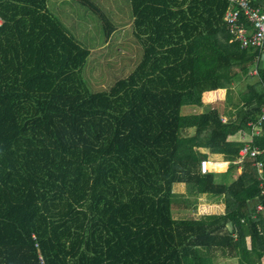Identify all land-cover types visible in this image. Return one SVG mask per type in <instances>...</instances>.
<instances>
[{
    "label": "trees",
    "instance_id": "obj_1",
    "mask_svg": "<svg viewBox=\"0 0 264 264\" xmlns=\"http://www.w3.org/2000/svg\"><path fill=\"white\" fill-rule=\"evenodd\" d=\"M129 2L142 59L90 92L81 71L91 52L46 0H0V264H39V253L44 264H264V220L253 217L264 204L254 166L264 178V153L236 164L243 144L228 141L264 105L261 55L232 42L228 0ZM218 90L238 121L222 122L219 108L182 114ZM253 146L263 152L264 136ZM202 149L222 156L227 172L202 175ZM202 196L223 213L172 216ZM143 225L157 240L128 239Z\"/></svg>",
    "mask_w": 264,
    "mask_h": 264
},
{
    "label": "rangeland",
    "instance_id": "obj_2",
    "mask_svg": "<svg viewBox=\"0 0 264 264\" xmlns=\"http://www.w3.org/2000/svg\"><path fill=\"white\" fill-rule=\"evenodd\" d=\"M104 14V18L108 22L105 26L104 21L97 11L83 4L82 0H50L49 11L61 22L65 29L82 47L92 51L88 57L84 68L81 71V77L86 83L90 92H103L110 89L118 80L126 78L143 56V49L138 44L136 37L133 35L132 14L129 0H89ZM110 27H113L112 35L107 40V32ZM107 40V41H106ZM235 93V92H234ZM234 100L236 95L232 94ZM220 95L218 92L205 93L203 96L205 106L201 109L196 107L183 108L182 114H200L205 110V107L215 106ZM188 134H194L191 130ZM202 153L209 156L214 163H220L219 158L213 157L207 149H202ZM219 169L225 170L226 166L222 165ZM216 172V171H215ZM220 173V170H218ZM173 193L187 194L186 187L177 185L173 187ZM209 201L205 198H200L196 210L172 209V216L177 217H194L199 218L204 214L223 213V209L218 207H210ZM112 207L111 217H117L119 207ZM108 213V211H107ZM156 221V220H155ZM110 220L106 218V225ZM120 222L112 220L113 228L115 229L116 246L123 245L120 233ZM153 224V223H152ZM154 227L151 225H143L139 228V232L134 235H129L128 239L146 241L147 239L155 241L153 232H149ZM121 234V233H120ZM136 237V238H134ZM106 242V240H105ZM140 243V242H139ZM106 244V243H105ZM157 245L154 244V249L159 251ZM106 254L109 252L107 245ZM118 251L121 248H117ZM109 255V254H108ZM107 255V257H108ZM141 257L140 253L134 256L135 259ZM166 259L161 258L160 261H153L155 264H166ZM221 264H235V259H218ZM168 264V262H167Z\"/></svg>",
    "mask_w": 264,
    "mask_h": 264
},
{
    "label": "built area",
    "instance_id": "obj_3",
    "mask_svg": "<svg viewBox=\"0 0 264 264\" xmlns=\"http://www.w3.org/2000/svg\"><path fill=\"white\" fill-rule=\"evenodd\" d=\"M229 8L224 16V22L232 36V42L239 45L242 50L251 49L258 52L261 57L264 56V0H228ZM257 75V70L251 72ZM264 124V105L255 121H249L248 127L252 132H256ZM263 153L245 146L239 152L238 164L246 158L255 159ZM208 160H203L200 164L202 175L212 174L215 171L210 169L212 165ZM255 169L259 178L260 195L264 197V178L262 176L263 165L255 163ZM253 217L264 220V204L255 207ZM33 239L35 237L33 236ZM38 249V244L34 245ZM39 264H44L42 256L39 253Z\"/></svg>",
    "mask_w": 264,
    "mask_h": 264
},
{
    "label": "crops",
    "instance_id": "obj_4",
    "mask_svg": "<svg viewBox=\"0 0 264 264\" xmlns=\"http://www.w3.org/2000/svg\"><path fill=\"white\" fill-rule=\"evenodd\" d=\"M49 1L50 0H46V8H47L48 12H50L49 11ZM53 16L55 17V15H53ZM111 35H112V33L109 35V37ZM72 37H74V36H72ZM109 37H108V39H109ZM90 52H92V51H90ZM259 69L264 71V56L259 59ZM214 92H218L219 95H220V98H219V100H217V103H216V105L214 107L213 106H211V107H205V110L208 109V108H219L220 109V113H221V120H222V122H226L228 120L238 121L239 120L238 119L239 117H238V115H236L235 110L232 109V107H230L227 104V102H225V100H226V91L225 90H218V91H214ZM214 92H208V93H214ZM204 106H205V103H204ZM196 108L201 109L203 107H201V108L200 107H196ZM263 136H264V124L256 132H252V130L248 127V125H246V127L244 129L240 130L238 133L234 134L233 136H230L228 138V141H230V142H240V143L243 144V147L248 146L249 148L252 149V151H253V149H255V151L261 152L259 148L253 146V142L256 140V138L259 139V138H262ZM262 153H264V151ZM213 157L219 158L220 163H214V162H212L211 159L208 160V161H210L213 164H217V165L223 164V166L224 165L226 166V169L225 170L224 169L223 170L220 169V173H218V172H214V173H217V174H225L227 172V170H228L229 164L228 163H224L223 162L224 159L220 155H214ZM236 164H238V162H236ZM241 171H242L241 168L239 166H237L236 173H234L232 175L233 179H235L236 176L240 175L241 174ZM174 194H176V193H174ZM178 195H180V194H178ZM200 198H205V199H207L209 201L208 202L210 204L209 205V208L213 206V207H218V208L224 210V206H223L222 202H219V203L215 204V202L212 199H210V198H207L205 196H202ZM212 214H214V213H212Z\"/></svg>",
    "mask_w": 264,
    "mask_h": 264
},
{
    "label": "bare ground",
    "instance_id": "obj_5",
    "mask_svg": "<svg viewBox=\"0 0 264 264\" xmlns=\"http://www.w3.org/2000/svg\"><path fill=\"white\" fill-rule=\"evenodd\" d=\"M212 166H214L215 168H213ZM217 166H218L217 164H212V165H210V169L213 170V171L218 172V170H220V169L216 168Z\"/></svg>",
    "mask_w": 264,
    "mask_h": 264
}]
</instances>
